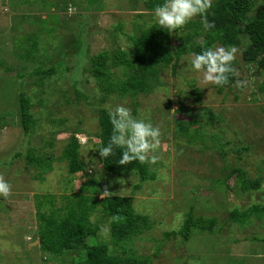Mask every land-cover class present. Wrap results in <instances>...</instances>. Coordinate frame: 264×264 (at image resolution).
<instances>
[{
    "label": "rangeland",
    "instance_id": "1",
    "mask_svg": "<svg viewBox=\"0 0 264 264\" xmlns=\"http://www.w3.org/2000/svg\"><path fill=\"white\" fill-rule=\"evenodd\" d=\"M146 1L0 0V176L12 188L7 199L0 197V264H86L85 248L60 254L40 248L38 212L64 215L75 193L101 200L105 190L133 196L136 213L149 218L145 231L115 242L111 218L99 205L91 220L107 231L100 228L89 240L107 244L111 253L149 256L152 264H264V214L246 222L231 218L235 209L264 206V69L243 57L249 35L241 33L236 46L235 67L248 82L243 89L235 81L223 89L204 87L188 51L175 58L176 74L172 65L159 68L148 92L106 94L91 59L103 51L133 52L130 36L155 23ZM262 7L258 0L252 13ZM194 21L201 18L172 33L174 51L188 34L192 45L205 41L202 30L189 25ZM114 70L124 78L121 67ZM22 94L31 101L27 131ZM117 104L161 129L159 159L146 161V179L137 171L111 174L99 156L98 110ZM179 121L190 123L191 131L182 133ZM73 133L87 173L71 174L62 157ZM47 165L52 168L44 172ZM236 168L258 179L257 186L244 189ZM189 214L215 219L214 229L194 227L185 238L180 229Z\"/></svg>",
    "mask_w": 264,
    "mask_h": 264
},
{
    "label": "trees",
    "instance_id": "2",
    "mask_svg": "<svg viewBox=\"0 0 264 264\" xmlns=\"http://www.w3.org/2000/svg\"><path fill=\"white\" fill-rule=\"evenodd\" d=\"M258 0H216L207 10V18L215 22V27L209 30L202 28L201 21L189 23L191 27L202 30L205 41L202 44H190L191 36L186 35L176 51L173 50L172 33L160 28L155 23L141 26L139 31L131 35L133 52L115 50L110 53L103 51L95 55L92 60L91 72L97 81L98 87L106 94L118 93L121 96L137 95L150 90V80L159 73V68L172 65L173 73L176 74L175 58L185 52H199L203 47H210L214 42L221 41L225 46L242 44L240 34L246 32L250 42L243 48L242 54L246 61H252L256 67L264 69V7L257 14H253ZM162 0H147V7L154 10L156 4ZM131 54V55H129ZM237 60L233 61L235 63ZM121 67L124 78L116 77L114 68ZM44 75L47 70L41 71ZM236 77H230L229 83L218 86L223 89L234 82ZM30 99L25 94L21 95V112L25 130L29 128L33 118L30 113ZM108 110L101 107L98 110V118L101 126L100 147L106 145L112 132ZM4 123V122H3ZM180 131L184 134L190 132V123L179 121ZM123 149L114 148L113 154L103 158L105 169L111 174H124L137 171L142 179L148 177L147 162L132 160L126 165H120L119 159ZM62 157L69 162L71 174L88 172L86 163L81 156V143L76 133H73L63 149ZM31 161L39 164V160L33 155ZM44 172L51 170L46 166ZM43 171V170H41ZM240 174L242 187L249 189L256 187L259 180H250L238 168L233 170ZM43 172V173H44ZM91 181V180H90ZM87 183L83 189L87 190ZM85 185V187H84ZM69 207L64 215L57 211L46 213L39 211L40 227L38 236L40 248L51 254H60L65 250L86 249V264H152L149 256H136L127 253H111L105 243H90L89 238L97 234L101 224H94L91 214L100 205L105 217L111 218V231L115 242H125L149 228V218L136 213L134 209V197L124 195H107L99 200L94 195L85 192H77L69 202ZM68 206V205H67ZM252 214L261 217L264 214V206L256 204L244 211L235 209L231 218L240 222H246ZM215 219H205L189 214L180 233L188 238L194 227L202 231L214 229ZM173 233H176L175 231Z\"/></svg>",
    "mask_w": 264,
    "mask_h": 264
},
{
    "label": "clouds",
    "instance_id": "3",
    "mask_svg": "<svg viewBox=\"0 0 264 264\" xmlns=\"http://www.w3.org/2000/svg\"><path fill=\"white\" fill-rule=\"evenodd\" d=\"M212 6V0H162L156 4L153 11L155 24L169 33H179L194 17L201 18L203 28L209 30L215 27V22L207 18V10ZM238 48L235 45L203 47L190 57L191 69L201 74V82L223 86L229 83L230 77H237L235 85L241 89L247 86V80L239 78V71L234 66ZM167 95L164 96V99ZM112 132L106 145L98 148L99 156L107 158L113 154L114 148H122L119 164L126 165L132 160L155 163L160 146L161 129L146 117H136L132 110L124 104H117L108 110ZM11 184L0 176V197L7 199L11 194ZM103 194L111 195L107 190ZM107 229L103 226L101 232Z\"/></svg>",
    "mask_w": 264,
    "mask_h": 264
}]
</instances>
